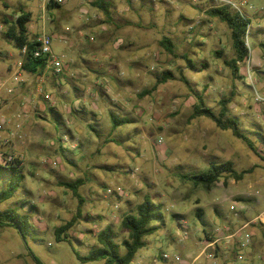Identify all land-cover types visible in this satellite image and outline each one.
<instances>
[{
    "label": "rangeland",
    "instance_id": "1",
    "mask_svg": "<svg viewBox=\"0 0 264 264\" xmlns=\"http://www.w3.org/2000/svg\"><path fill=\"white\" fill-rule=\"evenodd\" d=\"M93 1L68 0L48 10L43 0H0V164L12 156L25 173L14 196L0 203V212L16 208L31 227L23 234L0 228V264H37L30 253L42 264H105L82 263L77 253L85 256L100 246L97 235L108 226L121 245L129 237L122 227L124 216L135 215L146 196L162 205L164 222L130 264H168L165 253L193 262L206 242L203 229H211L224 216H231L233 224L249 221L257 234L252 236L249 227L237 234L227 264H264V104L254 100L256 91L264 95V52L258 45L264 40V0H233L246 2L239 7L251 20L248 59L253 85L244 63L238 77L224 65L235 52L227 26L208 16V10L219 5L215 1L110 0L111 20L97 13ZM81 9L94 18L93 28L86 27L88 18ZM22 12L32 14L27 24L31 39L42 33L65 37L54 40L52 48L74 73L64 76L62 88L43 87L52 105L43 114L34 109L35 88L22 92L13 81L2 85L12 76L8 68L15 71L23 59L15 41L6 37ZM164 38L172 41L176 56L161 46ZM182 55L198 69L189 68ZM168 70L173 79L151 91ZM183 76L216 113L222 100L230 101L229 115L238 119L258 153L210 119H191L196 98L181 81ZM81 84L90 88L87 99ZM111 112L134 122L112 130ZM111 139L114 142H107ZM227 161L239 173L251 172L241 180L224 177L210 188L196 187L183 177ZM9 173L0 171V192L8 186ZM76 180L83 183V202L61 186ZM119 187L126 196L108 193ZM232 202L242 208L233 210ZM222 206L225 215L217 214ZM78 209L82 217L66 241L58 242L56 228L71 221ZM185 247L194 252L184 257ZM120 253L125 254V247ZM197 260L194 264H225L221 257Z\"/></svg>",
    "mask_w": 264,
    "mask_h": 264
},
{
    "label": "trees",
    "instance_id": "2",
    "mask_svg": "<svg viewBox=\"0 0 264 264\" xmlns=\"http://www.w3.org/2000/svg\"><path fill=\"white\" fill-rule=\"evenodd\" d=\"M94 8L102 12L108 20L112 17V2L110 0H95L92 2ZM47 9L59 8L61 5L50 1L47 3ZM208 16L217 18L220 22L224 23L230 30L232 46L235 52V57L231 60L224 61V65L228 67L232 74L236 77L240 73V64L244 63L250 56V46L247 45L249 36V27L251 20L246 18L239 11L233 10L230 6L216 5L215 7L208 10ZM31 21V13L22 12L16 18V25L8 28L6 31V37L15 41L17 47L21 50L22 47H27V52L22 55V68L32 74H41L45 70H48V63L46 58L34 57V50L36 48L35 39L30 41L28 37L27 24ZM161 46L166 49L167 52L176 56L175 46L169 38H164L160 42ZM259 48L264 52V40L259 42ZM21 53V51H20ZM218 57L221 56V52L215 53ZM182 58L187 62L188 67L192 70L198 69L196 64L189 59L186 55H182ZM203 68L206 65L202 66ZM51 75L56 77H69L65 75H55L53 72ZM174 77L171 71H166L162 74L161 78L156 82L155 86L151 89L154 91L158 85L172 80ZM181 81L194 93L196 103L193 106L191 119L205 117L213 121L216 126L221 130H230L234 137L243 141L246 146L255 153H258L254 142L245 134L243 129L240 127L237 118H233L229 115L230 110L228 105L229 100H222L220 102L221 109L216 113L211 107L207 106L206 100L203 94L197 93L191 87V82L185 77H181ZM151 91H146L150 93ZM121 111L122 109L119 108ZM52 110V109H51ZM123 113V112H122ZM126 115V114H125ZM112 130L122 127L126 124L134 122L129 116L119 117L115 113L111 112L110 115ZM68 134L72 133V130L68 131ZM256 133V132H255ZM72 136V135H71ZM107 142H114L113 139ZM21 161L14 159L12 162H6L0 164V171H9L10 180L6 189L0 192V203L12 198L21 183L25 179L24 170L21 168ZM246 172H237L234 168L233 162L227 161L220 164H211L206 171L198 174H186L183 175L184 179L190 181L196 187L210 188L216 182H219L222 178H234L235 180H241ZM83 183L79 180L71 182H62L61 186L67 190H70L73 195L83 202L81 195L79 194V188ZM24 204V203H23ZM199 212V213H198ZM202 210H197L198 218L202 216ZM82 217L81 210L78 209L76 216L66 224L61 225L55 230V238L58 242L66 241L69 230L75 226L77 220ZM164 222V213L162 205L155 203L149 196H146L143 202L137 207V213L135 215H126L122 220V227L128 231V239H124L119 245L115 241L114 231L111 226L106 227L97 235V240L100 246L93 248L85 256L77 253V259L82 263L104 261L105 264H130L136 253L146 246L145 239L157 233L159 230V224ZM182 225V224H181ZM11 227L17 229L23 234V229L31 228L29 219L27 216H20L17 213L16 208L7 209L0 212V228ZM264 237V233H263ZM125 247V254L121 255L120 248ZM35 259L37 264H42L38 258L30 253Z\"/></svg>",
    "mask_w": 264,
    "mask_h": 264
},
{
    "label": "crops",
    "instance_id": "3",
    "mask_svg": "<svg viewBox=\"0 0 264 264\" xmlns=\"http://www.w3.org/2000/svg\"><path fill=\"white\" fill-rule=\"evenodd\" d=\"M43 1L45 2L46 0H43ZM29 13H31V12H29ZM97 13L99 14L100 11L98 10ZM19 15H17L16 18ZM31 19H32V14H31ZM92 21H94V18H90V19L88 18V22L86 24V27L87 28H90V27L93 28L92 27L93 26L92 24H94V22H92ZM39 35H41V34H37V35H35L31 39L29 37V33H28V37H29V40L30 41L36 39L37 36H39ZM57 39L64 40L65 37L63 35H59L58 34V35H56V36L53 37V41L54 40H57ZM117 46H120V43ZM22 61H23V59H22ZM22 61L17 65V69L15 71H14V68L13 67H9L8 68V71H9V73L12 74V76L9 77L8 80H6L2 85H6L9 81H13L15 87H20L19 90L22 91V92H24V91L29 92V90L31 88H35V90L37 92V95H36L37 96V100H35L36 105H35L34 109L35 110H39L43 114V113L47 112V110L52 106L50 104L49 100H48L49 98H47V93H44L43 92L44 91L43 87L45 88L46 85H52L54 87L58 86V88H62L63 87V83L65 82L64 81L65 78L64 77H59V76L58 77L53 76V75L50 74V71L49 70H45L41 74H32V73H29L27 71H24L23 68L20 66V64L22 63ZM90 64L94 65V63L91 62V61H90ZM68 66H69V64H68ZM103 66H104L103 64H99L97 67H103ZM69 68H70V66H69ZM17 72L19 73V76H20V78L22 80L21 83L15 82L13 80V76ZM23 72H27L28 73V76H24ZM72 86H73V88H74L75 91L78 90L74 85H72ZM78 87H80V88L82 87L81 89H82V91L84 90V92H85L84 96L87 99L88 98V96H87L88 94H86V93L88 91H90V88L86 89L83 86V84H81V86H78ZM8 92L9 93H12L13 90L11 88H9ZM41 99H43L42 101H44V104L41 103ZM69 113H70V115H73V111L70 110V109H69ZM223 209H224V211L226 210L225 207H223V206L222 207H218L217 214H219V211H220V213H222V214L225 215L224 212H221V211H223ZM246 213H247V211L245 212V214ZM245 214L242 213V215L239 217L240 219L238 218L240 222H242V220L244 219ZM247 215H248L247 217H249L250 213H247ZM219 218H218L217 221H220V222H218L216 225H214L211 229H209V227H206L207 230L206 229H203L206 242L205 241L204 242L202 241L203 247L201 248L200 254L196 258H200L202 256H206V258L216 259L217 260V259H219L221 257V258H223L225 260V264H227V262L229 260V254L231 253V245H232L233 239H235V237L237 236V234H239L242 231L241 229L244 226H247V227H245L243 230L249 229L251 227H249V221L243 222V223H241V224L238 225V223H236V222L234 224H233V222H231V223L229 222V220L231 219V216H224V218H221V219H219ZM224 219L228 221L227 222L228 225H226V223H225L226 221H224ZM231 221H232V219H231ZM222 223H224V224L222 225ZM251 229L252 230H251L250 233H251L252 236L255 237L257 235L256 232H255V228H251ZM209 243L210 244L213 243L214 246L212 248H210V249H207V253L204 254L203 251L205 249V246L207 244H209ZM184 249H185V256L184 257L189 256L190 253L194 252L193 251L194 249L192 247H189V248L188 247L187 248L185 247Z\"/></svg>",
    "mask_w": 264,
    "mask_h": 264
},
{
    "label": "built area",
    "instance_id": "4",
    "mask_svg": "<svg viewBox=\"0 0 264 264\" xmlns=\"http://www.w3.org/2000/svg\"><path fill=\"white\" fill-rule=\"evenodd\" d=\"M46 1H47V3L50 1H53V2L62 6L63 4L67 3L68 0H46ZM213 1H215L217 4L222 5V6H230L233 10L239 11L241 14H243V13H242V10L240 9L239 5L240 6L246 5V2L237 4L236 2H233V0H213ZM80 13L82 16H87V18H88L89 12L87 9H81ZM91 40L93 41L94 38H91ZM35 42H36V48H35L34 53H33L34 57L46 58L47 63H48V69H50L55 75H65V74H68L70 76L74 75V73L71 72L68 64L66 62L64 63L62 61V59L55 54V52L52 48L53 37L51 35L43 33V34L37 36V38L35 39ZM119 43H121V41H118V44ZM247 45L249 46L248 43H247ZM20 51H21V54L24 55L27 52V47L26 46L22 47ZM244 64L246 65L247 72L250 75V76H248V80L253 85L252 76H251V74L253 73L252 72L253 68L250 65V60L247 59L244 62ZM20 66H22V63L20 64ZM13 80L15 82H18V83L22 82L18 72L16 74H14ZM47 98H49V96ZM254 100L258 104H264V95H262L258 91H256L255 95H254ZM0 128H1V126H0ZM14 159L15 158H13L12 156L8 157L6 160H4V163L12 162ZM54 165H56V163H54ZM108 193L109 194H116V195L121 196V197L126 196L124 190L120 187L116 188L114 190L109 189ZM241 208H242V206L238 202H232V209L233 210H239ZM245 227H247V226H244L241 230H243ZM213 246H214L213 243L207 244L205 246L203 253L204 254L207 253V249H210ZM242 246H244V244H242ZM197 259L198 258H195L193 260V262L189 263L182 256H180L178 254H175V255H170L167 253L163 254V260L165 262H167L168 264H187V263L194 264L198 261Z\"/></svg>",
    "mask_w": 264,
    "mask_h": 264
}]
</instances>
